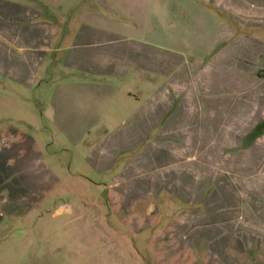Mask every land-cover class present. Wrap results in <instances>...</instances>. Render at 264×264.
Segmentation results:
<instances>
[{"label": "crops", "instance_id": "crops-1", "mask_svg": "<svg viewBox=\"0 0 264 264\" xmlns=\"http://www.w3.org/2000/svg\"><path fill=\"white\" fill-rule=\"evenodd\" d=\"M168 1L174 7L164 34L171 33V44L142 39L135 45L117 42L124 36L104 26L97 9L47 13L26 0H0V108L18 107L16 85H35L51 52L66 53L54 58L56 65L62 62L97 77H126L133 66L154 75L145 82L144 102L129 112L124 134H114L118 124L106 121L108 133L98 143H86L85 160L98 174L114 173L112 183L102 184L133 223L146 227L163 219L168 205L175 208V220L159 235L165 259L174 264L200 259L205 264H254L257 254L264 260V67L256 72L264 62V44L250 38L245 44L243 33L245 23H264V0ZM93 2L123 16L122 0ZM225 14L231 18L227 23ZM181 33L208 37L209 44L181 46ZM69 39L73 45L65 47ZM226 64L238 74L219 77ZM87 83L67 80L63 96L92 101L98 88ZM70 106L56 122L68 131L76 128L77 117L97 116ZM39 122L46 126L44 115ZM39 122L25 121L32 126ZM84 125L94 129L103 123L86 119ZM67 173L77 180L71 188L87 187L78 166L72 163ZM59 180L43 161L34 136L9 123L0 128V220L30 210ZM62 211L74 207L65 205Z\"/></svg>", "mask_w": 264, "mask_h": 264}, {"label": "rangeland", "instance_id": "rangeland-1", "mask_svg": "<svg viewBox=\"0 0 264 264\" xmlns=\"http://www.w3.org/2000/svg\"><path fill=\"white\" fill-rule=\"evenodd\" d=\"M162 1L159 3V0H122L123 4L119 8L123 16H120L108 10L103 3L97 4L93 0H26L29 5L40 8L43 12L48 11L47 13L51 10L72 12L76 15L90 8L97 9L104 26H111L124 36H119L117 42L139 45L144 39L154 45H170L173 37L171 33L165 35L164 32L170 25L174 5L168 0ZM181 6L189 7L186 4ZM223 20L227 23L231 18L225 14ZM216 22L217 20L213 19V23ZM252 27L259 31L252 33ZM263 27L264 23H245V44L249 42L248 38L264 44ZM212 28L210 36L213 37L214 25ZM125 38L134 40L130 42ZM177 40L181 46L193 42L197 43L198 47L209 44L208 37L205 40L203 37H189L187 34L183 36V33L177 36ZM55 45L56 42L53 47ZM72 45L73 40L69 39L65 47ZM65 55V52H51L45 59V68L35 85L31 88L22 84L16 85L18 91L14 104L18 107L4 104L0 108V128L9 123L24 134L34 136L37 148L42 152L43 161L60 179L50 191L41 193L39 201L30 210L7 215L5 219L0 220V264H174L173 260L165 259V244L159 235L165 233L168 225L175 220V208L168 205L163 214L164 218L159 221L151 220L146 227L141 222L133 223L118 199H114L110 189L102 184L112 183L114 173L102 175L94 172L83 155L86 143H98L108 133L104 128V125L109 123L106 121L118 124L112 128L115 130L114 134H124L122 131L127 125L129 112L139 101L144 102L147 93L145 82L147 77L154 75L133 66L126 77H97L72 70L62 62L56 65L54 58H63ZM185 58L190 61L191 55H186ZM260 65L261 67L256 69L259 74L263 71L261 68L264 67V62ZM222 67L219 77L238 74L237 68L230 64ZM235 71V74H231ZM2 77L0 75V78ZM155 77L163 78L161 75ZM73 78H82L87 84L98 88L94 90L95 99L71 100L63 96L62 84ZM12 83L8 81L9 86ZM87 97L83 95V98ZM69 106L85 112L93 110L97 116L85 117L82 120L77 117L74 125L76 128L68 131L56 125V122L65 118L60 113L66 111ZM9 115H14V119L7 120ZM42 115L46 126L39 122L42 121ZM73 117L76 119V116L68 118L70 120ZM86 119L89 122L100 121L103 126L90 129L84 125ZM28 120H35L40 124H26L25 121ZM124 162L123 159L120 164ZM72 163L74 168L78 166L85 175L83 179L85 178L87 187L82 191L71 188L73 181H77L76 178L71 179L67 173ZM119 172L120 169H117L116 173ZM65 205H72L74 211H62ZM140 210L141 207L138 206L137 215ZM257 256L258 254L253 263L264 264V260ZM197 264L205 262L200 259Z\"/></svg>", "mask_w": 264, "mask_h": 264}]
</instances>
